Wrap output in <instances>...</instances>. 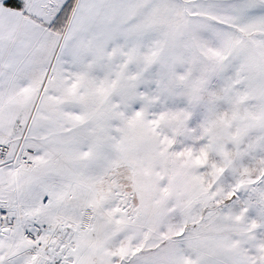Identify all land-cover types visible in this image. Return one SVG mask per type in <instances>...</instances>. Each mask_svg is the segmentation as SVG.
I'll list each match as a JSON object with an SVG mask.
<instances>
[{"label": "snow or ice", "instance_id": "1", "mask_svg": "<svg viewBox=\"0 0 264 264\" xmlns=\"http://www.w3.org/2000/svg\"><path fill=\"white\" fill-rule=\"evenodd\" d=\"M0 264H264V0H0Z\"/></svg>", "mask_w": 264, "mask_h": 264}]
</instances>
